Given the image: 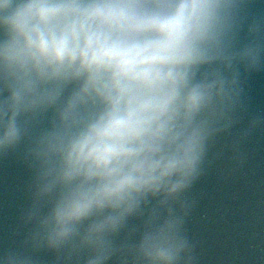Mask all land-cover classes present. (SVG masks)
I'll return each instance as SVG.
<instances>
[{
  "label": "clouds",
  "instance_id": "obj_1",
  "mask_svg": "<svg viewBox=\"0 0 264 264\" xmlns=\"http://www.w3.org/2000/svg\"><path fill=\"white\" fill-rule=\"evenodd\" d=\"M250 3L0 0V159L31 172L24 237L0 264L42 251L52 264H196L185 194L225 148L242 166L241 142L264 128L253 115L232 133L244 75L264 70Z\"/></svg>",
  "mask_w": 264,
  "mask_h": 264
},
{
  "label": "water",
  "instance_id": "obj_2",
  "mask_svg": "<svg viewBox=\"0 0 264 264\" xmlns=\"http://www.w3.org/2000/svg\"><path fill=\"white\" fill-rule=\"evenodd\" d=\"M30 176V170L18 156L0 159V249L17 247L24 237L26 229L21 228L19 215L29 203L26 185ZM130 223L140 221L132 219ZM37 255L40 264H52V253L42 251Z\"/></svg>",
  "mask_w": 264,
  "mask_h": 264
}]
</instances>
